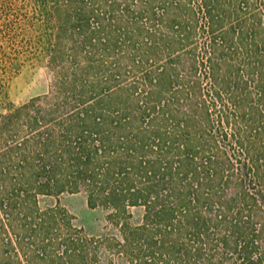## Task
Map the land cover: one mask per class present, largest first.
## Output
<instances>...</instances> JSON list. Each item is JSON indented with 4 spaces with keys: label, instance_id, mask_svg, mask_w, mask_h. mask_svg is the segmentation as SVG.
I'll list each match as a JSON object with an SVG mask.
<instances>
[{
    "label": "trees",
    "instance_id": "obj_1",
    "mask_svg": "<svg viewBox=\"0 0 264 264\" xmlns=\"http://www.w3.org/2000/svg\"><path fill=\"white\" fill-rule=\"evenodd\" d=\"M37 6L56 94L32 98L3 122L29 132L0 157V216L16 213L12 230L26 237L40 227L42 237L59 206L42 209L38 197L85 191L91 208L116 217L145 207L140 224L122 221L131 264H264V0ZM160 62L142 77L150 95L138 110L130 95H90L100 84L92 69ZM169 87L174 95H160ZM118 161L128 165L113 173ZM25 208L27 218L39 213L38 225L22 229ZM80 240L68 241L66 256Z\"/></svg>",
    "mask_w": 264,
    "mask_h": 264
},
{
    "label": "rangeland",
    "instance_id": "obj_2",
    "mask_svg": "<svg viewBox=\"0 0 264 264\" xmlns=\"http://www.w3.org/2000/svg\"><path fill=\"white\" fill-rule=\"evenodd\" d=\"M42 2L43 0H0V157L18 141L23 143L29 134L25 128L18 130L15 125L4 126L6 116L14 108L29 102L32 98L56 94L55 89L51 91L55 72L48 65L45 52L47 18L43 14V6H37ZM199 40L201 41L202 38ZM97 60L98 57L93 59L94 62ZM150 64L162 66L161 62L149 63L139 71L128 63L117 70L109 63L104 65V69H92L91 75L95 72L99 73L97 78L100 84H96L95 92L90 95H124V98L130 95L133 99H138L130 103L131 108L134 111L138 110L141 101L143 103L147 95H150L141 83L144 73L151 69ZM110 71L115 72L114 78H110ZM202 85L205 86V83L202 82ZM171 91L170 88L160 95L163 97L174 95V90ZM110 150L114 154L124 153L121 152L122 146H113ZM121 164L120 162L114 164L113 173L123 171L125 165H128V163ZM114 179L119 181L117 177ZM38 198L42 209L59 206L54 221L43 229L42 237L38 236L40 227L33 229L31 236L24 237L18 228L12 230L10 225L12 220L9 219L16 213L8 218L2 212L0 246L2 240L9 242L10 239L14 241V246L11 244L5 246L6 248L2 246L3 255L0 248V264H55L51 257H57L59 264L65 257L68 264H131L130 255L133 252L124 251L122 221H128L132 225L140 224L145 212L144 206L130 207L129 213L132 217L126 214L116 217L110 208H91L85 191L40 195ZM18 214V218L21 219L18 223H22V229L28 224L33 225L36 222L38 225L40 222L34 221V219L39 220L40 217L36 211L33 212L34 219L26 217L30 214L28 208L21 209ZM77 238L82 240L80 244H75L78 247H72L71 251L74 252L77 248L80 250H77L72 257L70 253L66 256L68 250L66 247L70 245L68 241ZM18 242L23 243L24 249ZM45 243L48 244L47 252L45 251L41 256L38 253L39 248L42 249ZM25 252L28 253V257L24 256Z\"/></svg>",
    "mask_w": 264,
    "mask_h": 264
}]
</instances>
